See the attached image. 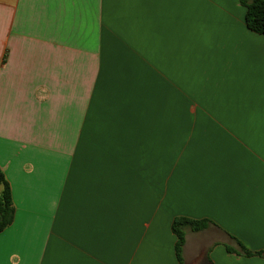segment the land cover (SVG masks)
<instances>
[{
	"label": "crops",
	"instance_id": "crops-1",
	"mask_svg": "<svg viewBox=\"0 0 264 264\" xmlns=\"http://www.w3.org/2000/svg\"><path fill=\"white\" fill-rule=\"evenodd\" d=\"M241 0H0V264H264V35Z\"/></svg>",
	"mask_w": 264,
	"mask_h": 264
},
{
	"label": "trees",
	"instance_id": "trees-1",
	"mask_svg": "<svg viewBox=\"0 0 264 264\" xmlns=\"http://www.w3.org/2000/svg\"><path fill=\"white\" fill-rule=\"evenodd\" d=\"M246 6V23L249 29L264 35V0H241ZM15 218L12 189L3 170L0 167V232L11 225ZM209 220L192 219L186 216L176 217L172 224V230L177 237L175 253L178 264H185L183 250L186 242V228L199 231L207 227ZM237 246H228L230 252H236L244 256L264 257V248L253 251L248 249L241 241L236 239Z\"/></svg>",
	"mask_w": 264,
	"mask_h": 264
}]
</instances>
